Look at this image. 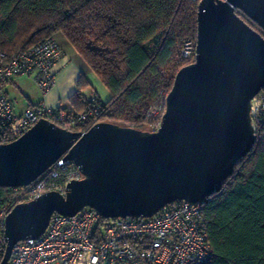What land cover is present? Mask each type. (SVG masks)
Returning a JSON list of instances; mask_svg holds the SVG:
<instances>
[{"label":"water","instance_id":"water-1","mask_svg":"<svg viewBox=\"0 0 264 264\" xmlns=\"http://www.w3.org/2000/svg\"><path fill=\"white\" fill-rule=\"evenodd\" d=\"M197 23L195 62L176 75L157 132L100 123L80 133L41 121L0 146L1 188L31 185L65 155L84 176L66 196L50 192L13 209L0 264L19 242L41 237L55 215L91 208L105 219L151 218L221 190L257 140L251 103L264 91V0H202Z\"/></svg>","mask_w":264,"mask_h":264},{"label":"trees","instance_id":"trees-1","mask_svg":"<svg viewBox=\"0 0 264 264\" xmlns=\"http://www.w3.org/2000/svg\"><path fill=\"white\" fill-rule=\"evenodd\" d=\"M201 1L0 0V51L13 54L64 37L112 98L95 96L103 107L98 123L61 128L82 133L110 123L151 131L149 111L165 102L178 72L195 62L183 60L180 52L188 41L196 45ZM238 15L263 34L241 11ZM178 57L183 62L176 64ZM89 88L82 76L69 101L75 115L86 110L90 97L81 92ZM256 137L221 190L204 201L214 252L207 264H264V128ZM11 201L13 189L0 187V208Z\"/></svg>","mask_w":264,"mask_h":264},{"label":"built area","instance_id":"built-area-1","mask_svg":"<svg viewBox=\"0 0 264 264\" xmlns=\"http://www.w3.org/2000/svg\"><path fill=\"white\" fill-rule=\"evenodd\" d=\"M180 55L186 61L194 59L195 43L186 42ZM64 58L56 38L13 54L0 51V146L19 139L41 121L57 127L99 122L103 107L95 96L89 98L84 112L75 115L62 103L51 107L42 103L18 114L6 95L7 83L29 77L46 96ZM166 98L149 111L146 122L150 132H157L162 125ZM251 123L255 135L264 128V91L252 100ZM83 179L80 167L65 155L31 185L11 188L13 201L0 208V255L6 250L5 225L14 208L50 192L66 196L68 185ZM213 255L204 202L178 201L151 218L105 219L91 208L73 217L55 215L41 237L25 239L14 247L8 264H207Z\"/></svg>","mask_w":264,"mask_h":264},{"label":"crops","instance_id":"crops-1","mask_svg":"<svg viewBox=\"0 0 264 264\" xmlns=\"http://www.w3.org/2000/svg\"><path fill=\"white\" fill-rule=\"evenodd\" d=\"M61 47L64 51L65 58L57 66V74L55 85L46 96L30 95L26 92V103L22 101L17 108L18 103L15 102V111L18 114L24 113L27 109L35 108L42 103L47 106H56L59 103L65 108H71L70 98L77 92V82L84 76L90 84V88L83 90L81 93L85 98L97 96L104 102H109L112 94L105 84L89 69L85 61L78 52L70 45V43L62 36L58 37ZM18 79V78H15ZM14 80V79H13ZM13 80L6 84L5 92L8 94L7 87ZM9 98V96H8ZM10 99V98H9Z\"/></svg>","mask_w":264,"mask_h":264},{"label":"rangeland","instance_id":"rangeland-1","mask_svg":"<svg viewBox=\"0 0 264 264\" xmlns=\"http://www.w3.org/2000/svg\"><path fill=\"white\" fill-rule=\"evenodd\" d=\"M181 62H183V60H181V58L178 57L176 64H179ZM6 91L9 94L8 96L10 100L13 103L15 102L18 103L17 108H19V104L22 103V101L26 103L24 92L30 95L43 96V92L39 89L35 81L29 77H18V79H14L13 82L8 85Z\"/></svg>","mask_w":264,"mask_h":264}]
</instances>
